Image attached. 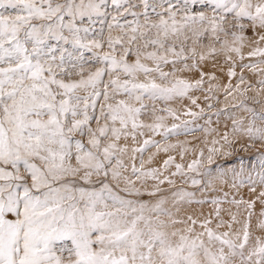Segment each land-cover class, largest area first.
Returning a JSON list of instances; mask_svg holds the SVG:
<instances>
[{"label":"snow or ice","instance_id":"1","mask_svg":"<svg viewBox=\"0 0 264 264\" xmlns=\"http://www.w3.org/2000/svg\"><path fill=\"white\" fill-rule=\"evenodd\" d=\"M140 3L143 12L133 11L137 5L131 0H0V264H264V239L257 237L248 247L247 222L242 236L214 231L210 219L200 221L197 231V219L178 218L164 197L152 204L128 198L142 194L136 181H173L160 179L159 169L144 170L143 162L129 169L124 160L129 137L135 141L144 129L156 134L164 127L154 107V122L141 120L148 108L145 99L169 101L203 84V72L194 81L176 75L196 67L195 45L203 38L209 39L208 54L223 51L241 60L246 40L264 41V0H199L205 11L190 7L197 0ZM127 15L136 19L121 23ZM105 23L108 51H103ZM114 28L121 34L113 37ZM248 28L253 37L244 35ZM85 50L99 67L85 68ZM247 55L264 57V48L254 47ZM190 58L191 65L186 63ZM205 58L202 51L199 59ZM179 62L183 67H177ZM167 65L170 71L164 70ZM244 67L260 70L256 64ZM233 68L229 77L235 75ZM258 83L264 86V79ZM229 87L227 95L232 94ZM246 111L253 120L247 127L233 121V132L264 141V126L254 123H264V111ZM179 127L164 128L161 134L167 138ZM149 145L167 151L145 139L131 149V159ZM258 158L261 171L256 175L264 185V155ZM172 160L169 156L164 167ZM199 163L193 160L188 170L195 171ZM175 167L172 175L182 174V166ZM248 183L257 181L249 176ZM159 191L154 186L148 194L155 197ZM192 195L173 192L172 203ZM230 203H246L251 217L254 202ZM215 215L219 217V207Z\"/></svg>","mask_w":264,"mask_h":264},{"label":"rangeland","instance_id":"2","mask_svg":"<svg viewBox=\"0 0 264 264\" xmlns=\"http://www.w3.org/2000/svg\"><path fill=\"white\" fill-rule=\"evenodd\" d=\"M108 2L110 3L111 0H108ZM149 2L151 3L152 0H149ZM131 3L137 5L133 11L143 12V5L140 3V0H131ZM190 7L196 11L206 10L199 3V0H197L195 5H190ZM207 11L210 12V9H207ZM148 12L152 19H156L151 9H148ZM108 19L110 20L111 17L109 16ZM125 19L133 21L136 17L127 15L122 18L121 23ZM140 22L143 23L142 15L140 16ZM245 23L247 22L245 21ZM94 27L97 32L101 29L99 23ZM102 27L103 51H108L106 41L109 30L107 23ZM120 34L119 29L114 28L111 31L113 37ZM244 35L253 37L250 28L245 29ZM254 39H258V37H254ZM187 44L188 46H192V40H189ZM208 44L209 39L205 37L200 44L195 45L197 49L195 68L190 67L185 71H178L176 73L181 78L194 81L200 79V73L203 72L205 74L203 77L204 82L200 88L191 90L187 96L174 98L169 101L153 102L145 99L144 102L148 105V108L142 113L141 120L144 123H153L154 115L152 109L154 107L156 109L155 115L163 117L162 124L164 127L156 134H153L148 129H144L143 136L137 134L135 141L131 137L127 141L129 152L124 157V160L129 169L133 163L139 168L141 162H143L144 170L151 168L159 169L160 179L168 177L173 183L169 184L165 181V183L159 184L154 179H147L143 182L136 181V186L141 189L142 194L139 197L128 198H135L152 204L157 199L164 197L168 201L166 207L172 209L178 218L186 220L191 215L194 219H197V231L201 230L199 226L200 221L210 219L212 221L210 227L214 231L239 232L242 236L243 226L247 222L250 234L248 247H251L254 245L257 237L264 239V227L260 226L264 222V216H261V209L264 207L261 204V199H264V197L260 196V193L264 191V185L258 182V176L256 175V173L261 171L258 157L264 155V141L254 139L245 132H233V121H237L241 127H247L249 122L253 120V117L252 113L246 111V108H250L256 113L264 111V86L258 83L260 79H264V63H261V61H264V57H249L247 55L254 47L264 48V41L256 44L252 40H246L242 48L244 54V59L242 60L234 53L226 54L223 51L208 54ZM216 47L219 49V44H216ZM202 51L206 57L203 61L199 59ZM83 55L84 59L89 61L88 64H85L86 69L90 67L94 70L100 66L95 60H89L93 55L92 52L85 50ZM227 55H231L232 60L226 59ZM183 63L179 62L177 67H183ZM186 63L191 65L192 59L190 58ZM248 64H256L260 70L257 71L244 67V65ZM233 65L235 75L229 77L228 70ZM171 68V65L164 66L165 71H170ZM209 77H215V79H209ZM241 77H243L242 83ZM73 78L77 77L74 76ZM104 79L107 80V76ZM237 85H239L238 91L236 90ZM226 86H230L228 90L231 91V95H227ZM210 88L211 91H209ZM193 100H195V103L192 102ZM166 109H170L171 113ZM254 123L257 127L264 126V123L258 119ZM173 125H180V127L175 133H170L165 138L161 134L164 132V128H171ZM93 126L95 127V121H93ZM225 134H227V140L223 139ZM145 139L158 142L160 149L167 148V151L158 150L157 147L149 145L143 154L137 152L135 154L136 158L133 161L131 159V149L141 146ZM214 141L215 143H213ZM120 143L123 144L124 141L122 140ZM169 145H173L174 147H168ZM209 149H213V151L210 152ZM149 156L152 157L151 161H149ZM169 156L173 160L165 168L164 161ZM209 156L212 158L211 163H209ZM197 159L200 161L197 169L189 171L188 164ZM176 164L182 166V174L173 176L172 173L176 172ZM237 173L240 174L239 177L236 176ZM126 174L130 175V172ZM249 176L256 180L257 183L250 185L248 183ZM130 178L135 181L134 176H130ZM193 179L198 180L199 183L192 184L191 181ZM240 180L244 181L242 185L239 183ZM233 184L237 186L233 187ZM154 186H158L160 189L155 197L148 194L154 190ZM252 188L255 191H252ZM180 190L190 192L193 195L173 205L172 193L179 192ZM188 199H191L192 202L188 203ZM213 199L219 200L220 204L214 205L212 203ZM233 199L254 202L251 209V217L248 216L249 210L246 203H241L237 206L230 203ZM201 200L204 203L198 202ZM217 207L220 209L219 217L215 215ZM233 215L236 217L235 221L232 220ZM221 222H223L222 226L217 228V224ZM229 225H231V228H229ZM177 227H182V225H177ZM234 259L238 261V257Z\"/></svg>","mask_w":264,"mask_h":264}]
</instances>
